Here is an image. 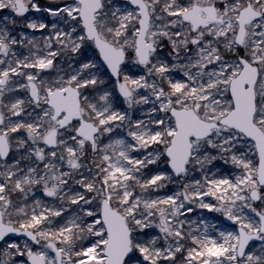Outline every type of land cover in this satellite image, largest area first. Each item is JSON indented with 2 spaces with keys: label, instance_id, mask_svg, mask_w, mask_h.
Here are the masks:
<instances>
[{
  "label": "snow or ice",
  "instance_id": "snow-or-ice-1",
  "mask_svg": "<svg viewBox=\"0 0 264 264\" xmlns=\"http://www.w3.org/2000/svg\"><path fill=\"white\" fill-rule=\"evenodd\" d=\"M0 10V264H264V0Z\"/></svg>",
  "mask_w": 264,
  "mask_h": 264
},
{
  "label": "rangeland",
  "instance_id": "rangeland-1",
  "mask_svg": "<svg viewBox=\"0 0 264 264\" xmlns=\"http://www.w3.org/2000/svg\"><path fill=\"white\" fill-rule=\"evenodd\" d=\"M0 12H3V10H0ZM197 213L198 214H205V215H218V214H215V213H213V214H208V212H207V210H197Z\"/></svg>",
  "mask_w": 264,
  "mask_h": 264
}]
</instances>
